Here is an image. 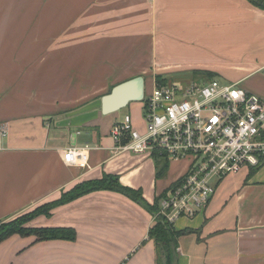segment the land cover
<instances>
[{"label":"crops","instance_id":"obj_1","mask_svg":"<svg viewBox=\"0 0 264 264\" xmlns=\"http://www.w3.org/2000/svg\"><path fill=\"white\" fill-rule=\"evenodd\" d=\"M43 2L57 5L52 10L56 22L44 28L98 31L97 43L90 36L77 38L87 47L86 55L95 46L94 61L153 63L159 61L160 39L166 53L178 54L177 59L161 61L186 60L191 69L206 64L202 68L207 73L237 75L242 85L259 76L264 66V10L248 0ZM241 38L257 45V62L245 58L233 63V76L223 66L210 65L216 59L210 53L222 52L218 47L226 44L230 54L234 46L229 39ZM70 40H59V35L24 42L0 39V128L8 132L0 148V225L105 175L118 177L124 188L141 191L142 199L100 190L58 206L29 227L74 229L77 240L36 242L35 237L15 235L0 244V264H159L156 245L149 239L158 218L150 208L185 175L188 163H171L158 178L156 160L116 150L112 129L121 121L119 111L103 115L101 99L95 107L90 101H60L59 95L75 91L73 85L61 90L58 84L60 78L75 76L69 72L71 65L60 62L72 60ZM43 46L50 47V61L39 66L47 54ZM237 52L233 51V62L239 60ZM145 75L132 73L129 80ZM245 88L264 99V89ZM127 114L136 127L143 126ZM72 148L85 149L86 166L66 162ZM253 170L224 178L201 215L173 224L176 231H191L177 238L178 264H264V167Z\"/></svg>","mask_w":264,"mask_h":264},{"label":"built area","instance_id":"obj_2","mask_svg":"<svg viewBox=\"0 0 264 264\" xmlns=\"http://www.w3.org/2000/svg\"><path fill=\"white\" fill-rule=\"evenodd\" d=\"M264 76V66L259 70ZM142 127L130 114L112 129L116 150L186 162L188 169L159 200L156 218L173 225L209 206L217 185L244 169L264 167V99L241 82L218 79L186 88L155 83L144 95ZM7 129L0 128L1 141ZM85 149L72 148L70 165H87Z\"/></svg>","mask_w":264,"mask_h":264},{"label":"rangeland","instance_id":"obj_3","mask_svg":"<svg viewBox=\"0 0 264 264\" xmlns=\"http://www.w3.org/2000/svg\"><path fill=\"white\" fill-rule=\"evenodd\" d=\"M53 2H61L65 1V5H73L76 3H80L81 0H52ZM57 5H52L51 3L43 2V0H0V23H4L0 26V39H11L13 40H21L26 41V39H34V38H45V39H56L59 35V40H63L65 38H69L70 46L68 47L70 50H74V54L69 55V61H60L62 63H68L71 66H68L70 69L69 72L74 73V77H65L60 78L58 84L61 90L68 89L70 85L74 86L73 93H66L59 95V99L62 102L64 99L67 101H74L79 103V101L92 103V106L95 107L98 105L99 99L103 96L108 95L111 90L119 85L120 83L129 80L130 74H146V86L145 92L149 94L155 83L158 84H167L169 86H178L179 88H186L193 84H205L212 79H218L221 82L234 83L237 75L233 72L229 71V66L234 64H241L246 58L247 60H253L258 58L257 45L250 42V45H247L248 39H235L233 42L229 39V44L232 43L231 46H234L231 50L230 54L227 52L231 47L224 44L221 45L220 48L222 52L219 53H210L209 56L216 58L210 65H219L223 66L222 68L228 70L229 76H236V78H226L223 77L221 73H207L202 67L206 64H196L200 67H196L191 69L193 65H189L190 63L186 62V60H182V62H163L164 59H177L175 57L177 55H171L170 53H166L163 49V45L161 40L159 39L157 47V56L158 60L153 63H135L131 61L126 62H116L112 64L110 62H99L94 61V49L95 46H91V53L86 55L85 48L86 46L80 45L77 38L83 37H91V41L98 42V31H90V30H67L44 28L46 26L50 27L54 25L56 22V15L52 14V10L56 8ZM239 34V33H237ZM75 38V39H74ZM66 46V45H65ZM43 52L47 53L42 57V60L38 61V65H42L43 62L50 61V47L43 46ZM233 51H239L240 57L238 62L232 61ZM237 55V54H236ZM89 57L91 59L90 62L84 61ZM109 57V55H107ZM241 57H243L241 59ZM241 60V61H240ZM258 59L253 60L257 62ZM197 61H193L196 63ZM192 63V64H193ZM198 63V62H197ZM145 64V65H143ZM88 65L90 67L87 71H83ZM139 66L138 68H136ZM165 66V67H164ZM180 66V67H178ZM195 66V65H194ZM172 67V68H170ZM164 68H169L163 70ZM42 72V71H41ZM37 72V73H41ZM28 73V72H27ZM263 75L252 77L249 80H245L244 85L241 84V87L245 88L247 86H254L255 88L264 89V81ZM157 79L161 80L160 83L157 82ZM241 79V78H240ZM30 79H24V81H28ZM34 80V79H31ZM53 80V79H50ZM23 81V82H24ZM24 84V83H23ZM246 89V88H245ZM247 90V89H246ZM59 101V102H60ZM143 105L141 102H132L129 107H126L118 112L119 120L124 118V115L131 112L133 117H135L140 123L143 121Z\"/></svg>","mask_w":264,"mask_h":264},{"label":"trees","instance_id":"obj_4","mask_svg":"<svg viewBox=\"0 0 264 264\" xmlns=\"http://www.w3.org/2000/svg\"><path fill=\"white\" fill-rule=\"evenodd\" d=\"M252 6L264 10V0H248ZM161 80L157 79L160 83ZM100 101V99H99ZM158 165L157 177L161 178L169 168V162L163 158H156ZM257 170L254 169L253 173ZM252 173V174H253ZM100 190H112L130 194L137 200L142 199L141 191H134L124 188L119 183V178L112 175H105L100 180H94L82 183L72 189L70 192L64 193L62 197L55 202L37 208L35 211L25 214L11 222L0 225V244L7 241L11 237L18 235L23 238L35 237L36 242L63 240L74 242L77 240V233L74 229L66 228H32L29 224L36 218L46 215L49 216L52 209L68 204L82 196ZM159 200L150 208L156 215ZM191 231H176L173 225L167 223L163 218H158L156 225L149 231V239L153 240L158 253L159 264H172L174 261V251L172 244L177 247V238L187 235Z\"/></svg>","mask_w":264,"mask_h":264},{"label":"water","instance_id":"obj_5","mask_svg":"<svg viewBox=\"0 0 264 264\" xmlns=\"http://www.w3.org/2000/svg\"><path fill=\"white\" fill-rule=\"evenodd\" d=\"M145 95V79L137 77L114 87L108 95L101 98L100 107L103 115L118 112L130 105L132 102H141ZM174 251V261L178 264L176 247L171 245Z\"/></svg>","mask_w":264,"mask_h":264}]
</instances>
